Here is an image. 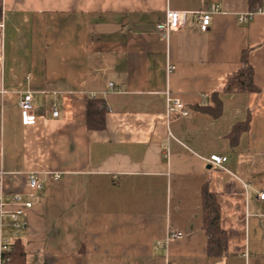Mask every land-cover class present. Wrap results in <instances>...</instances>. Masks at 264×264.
I'll list each match as a JSON object with an SVG mask.
<instances>
[{
  "label": "crops",
  "instance_id": "1",
  "mask_svg": "<svg viewBox=\"0 0 264 264\" xmlns=\"http://www.w3.org/2000/svg\"><path fill=\"white\" fill-rule=\"evenodd\" d=\"M0 2V183L33 201L18 236L7 230L25 264H264V0ZM212 5L201 30L196 12ZM168 10L187 19L165 39ZM245 51L258 90L222 91ZM215 91L219 117L196 108ZM27 93L37 122L25 126ZM169 96L190 113L171 112ZM90 99L105 107L102 129L89 126ZM31 173L43 184L34 197ZM205 187L226 237L219 254Z\"/></svg>",
  "mask_w": 264,
  "mask_h": 264
},
{
  "label": "built area",
  "instance_id": "2",
  "mask_svg": "<svg viewBox=\"0 0 264 264\" xmlns=\"http://www.w3.org/2000/svg\"><path fill=\"white\" fill-rule=\"evenodd\" d=\"M259 10H263L260 8ZM218 7L212 5L209 10H201L196 12L198 19V26L201 30H206L211 25L212 13L217 12ZM255 12H251L247 15L240 16L241 22H246ZM187 19V13L177 10H168L164 21L160 22L156 26V30L163 38L168 39L171 33L183 25H185ZM2 26V25H0ZM1 59V57H0ZM175 67L171 66L169 69L173 70ZM112 85V84H111ZM168 108L172 112H177L181 115H188L190 110L185 108L183 101L180 98L168 97ZM19 109L22 119V124L25 126L34 125L37 122V115L35 113V107L33 104V95L27 93L23 95L19 100ZM53 115L58 116L59 112L53 104ZM228 160L227 156L212 154L207 161L218 167L224 168V163ZM55 178H59L60 174H54ZM27 185L30 190L29 196L34 197L43 188L41 178L38 174L31 173L28 175ZM7 193L3 183H0V264H9L11 261L10 253L13 250L12 242L7 238L8 224L12 229L13 236H18V229H20L24 222L21 217L25 214L26 210L33 206V201L27 198L23 193H12L10 196ZM260 198L264 199V193H260ZM182 232H172L170 238H181Z\"/></svg>",
  "mask_w": 264,
  "mask_h": 264
},
{
  "label": "trees",
  "instance_id": "3",
  "mask_svg": "<svg viewBox=\"0 0 264 264\" xmlns=\"http://www.w3.org/2000/svg\"><path fill=\"white\" fill-rule=\"evenodd\" d=\"M1 14V2H0ZM243 66L233 72L223 87L224 92H254L258 88L254 82V68L248 59V52L243 53ZM220 91L212 93V102L206 105L197 106L198 110L208 112L214 117H219L222 113V102L219 99ZM104 109L105 107L97 99H90L88 103V122L91 128L102 129L104 127ZM249 121L238 123L234 126L231 132V140L236 144L237 139L241 132L247 129ZM204 199V223L209 237L211 252L217 254L226 250V237L225 233L220 228V209L217 204L215 195L210 193L205 187L203 191ZM13 244V250L10 253L11 261L9 264H25V253L21 244L20 238H17Z\"/></svg>",
  "mask_w": 264,
  "mask_h": 264
}]
</instances>
